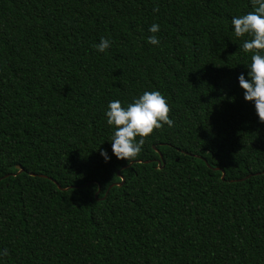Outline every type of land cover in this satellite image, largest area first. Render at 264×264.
<instances>
[{
  "label": "trees",
  "instance_id": "obj_1",
  "mask_svg": "<svg viewBox=\"0 0 264 264\" xmlns=\"http://www.w3.org/2000/svg\"><path fill=\"white\" fill-rule=\"evenodd\" d=\"M250 10L0 0L4 264H264V122L238 85L251 53L230 23ZM152 23L159 46L146 42ZM145 89L167 97L174 125L130 164L112 154L103 113Z\"/></svg>",
  "mask_w": 264,
  "mask_h": 264
},
{
  "label": "clouds",
  "instance_id": "obj_2",
  "mask_svg": "<svg viewBox=\"0 0 264 264\" xmlns=\"http://www.w3.org/2000/svg\"><path fill=\"white\" fill-rule=\"evenodd\" d=\"M250 6V11L233 15L230 21L235 37H247L239 47L245 53H251L250 62L243 64L246 72H240L237 81L243 90V99L252 102L258 120L264 122V0H250ZM147 30L151 35L146 37V42L159 46L160 40L155 33L160 31V25L152 23ZM111 44L110 38L101 36L92 47L104 53ZM169 111L167 97L158 89L143 90L130 102H125V106L118 99L109 100L103 114L106 124L112 129L108 140L112 154L117 159L134 163L142 151L145 137L164 125L173 127L174 120L170 118ZM99 152L105 161L110 158L105 149L100 148ZM8 256V248H0V264H4Z\"/></svg>",
  "mask_w": 264,
  "mask_h": 264
},
{
  "label": "water",
  "instance_id": "obj_3",
  "mask_svg": "<svg viewBox=\"0 0 264 264\" xmlns=\"http://www.w3.org/2000/svg\"><path fill=\"white\" fill-rule=\"evenodd\" d=\"M155 149H156V147H155ZM156 150H158V149H156ZM158 152L160 154V158H162V153L159 150H158ZM160 161H159V164H160ZM18 168H19V172L23 171V168L20 165H18ZM224 176H225V172H222V178H224ZM123 181H124V178H122V181L120 183H118V184L121 185L123 183Z\"/></svg>",
  "mask_w": 264,
  "mask_h": 264
}]
</instances>
